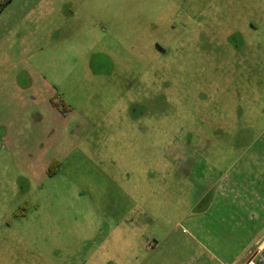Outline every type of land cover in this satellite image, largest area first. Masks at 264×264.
Returning <instances> with one entry per match:
<instances>
[{"label":"rangeland","instance_id":"1","mask_svg":"<svg viewBox=\"0 0 264 264\" xmlns=\"http://www.w3.org/2000/svg\"><path fill=\"white\" fill-rule=\"evenodd\" d=\"M52 6L57 32L29 16L47 39L16 66L0 60L14 93L1 101L0 264H180L193 245L177 221L213 175L177 146L264 190V0L40 5ZM37 87L71 111L65 141L41 96L26 111Z\"/></svg>","mask_w":264,"mask_h":264},{"label":"crops","instance_id":"2","mask_svg":"<svg viewBox=\"0 0 264 264\" xmlns=\"http://www.w3.org/2000/svg\"><path fill=\"white\" fill-rule=\"evenodd\" d=\"M2 1L0 0V3ZM55 1L57 0H9L6 5L0 7V60L4 56V60L9 61L12 66H16L18 60L22 62L25 51L27 54L29 51H37L40 48V41L43 42L47 39L40 30L30 34L33 30L30 28L31 23L26 20L29 16H32V19L44 20L46 18L49 22L51 21V24H48V29L51 30L50 36L57 32L58 25L63 24L61 7L54 9L55 6H52L47 11L40 7L43 3L53 4ZM30 35L31 37H29ZM30 43L32 48L29 50ZM7 64L8 62H5L6 67ZM6 72H8L7 68L0 70L1 118L7 113L4 103L1 101L6 100L9 95H14L9 92V87L6 85V81H8ZM52 92L55 93V91ZM16 93L18 100L23 103L22 90ZM35 95L36 97L32 96L33 101L27 105L26 111H33L34 107L39 111L41 96L44 105L43 111L49 114L48 125L52 129L55 139L60 141L63 136L65 141V138L70 136V128H68L67 135L66 131L62 130L66 127L68 114L71 111L62 113L59 108L51 104V93L42 96L38 87ZM23 109L21 108L20 111ZM0 131L6 133L2 121H0ZM222 143L226 148V142ZM208 144V141L203 142V147H207ZM210 145L212 146V144ZM195 147L186 144L177 146L175 148L176 160L186 164L189 163V158H192V162H195L193 167L195 165L196 170L197 165L199 168L204 166V171L213 176L208 180H199L196 190H193L194 199L188 213L177 221V224H185L190 228V234H188L192 238L193 245V249L187 255L179 253V257L182 258L180 264H247L249 258L251 260L255 258L249 255L251 250H256V254L259 255L264 248L263 243L262 247L256 249L257 242L264 240V190L251 189L242 175L232 171L233 164L229 163L231 165L228 167H221L211 163L209 160L207 161L203 152L195 150ZM229 154L232 156L231 152ZM181 158L184 160L182 161ZM50 172L48 166L47 173ZM170 208L176 211L182 210L176 203L172 204Z\"/></svg>","mask_w":264,"mask_h":264},{"label":"trees","instance_id":"3","mask_svg":"<svg viewBox=\"0 0 264 264\" xmlns=\"http://www.w3.org/2000/svg\"><path fill=\"white\" fill-rule=\"evenodd\" d=\"M8 1L9 0H3L0 3V7L6 5ZM59 104H61V103H57V104L56 103H53V105L56 106L57 108H59L62 113L68 112V110L63 107L64 105L59 107ZM256 263L257 264H264V248L260 252V254L258 255V257L256 258Z\"/></svg>","mask_w":264,"mask_h":264},{"label":"built area","instance_id":"4","mask_svg":"<svg viewBox=\"0 0 264 264\" xmlns=\"http://www.w3.org/2000/svg\"><path fill=\"white\" fill-rule=\"evenodd\" d=\"M247 264H256V263H254V262H249V263H247Z\"/></svg>","mask_w":264,"mask_h":264}]
</instances>
